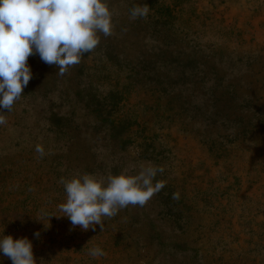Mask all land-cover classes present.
<instances>
[{"label":"rangeland","instance_id":"obj_1","mask_svg":"<svg viewBox=\"0 0 264 264\" xmlns=\"http://www.w3.org/2000/svg\"><path fill=\"white\" fill-rule=\"evenodd\" d=\"M108 3L113 35L101 34L95 51L63 76L38 54L30 56L32 79L3 112L0 238L27 237L37 264H264V128L254 140L264 122V0ZM143 4L150 8L147 18L130 20L129 9ZM196 61L203 62V74H195L194 67L201 69ZM151 82L158 110L156 96L146 91ZM224 91L239 96L232 106L244 117L240 128L249 121L242 142L237 123L227 120L229 110L222 111ZM182 103L186 122L195 121L186 123L188 134L167 114ZM207 130L208 141H201ZM37 144L44 147L42 158ZM210 145L219 151H209ZM146 162L164 167L156 180L166 181L165 189L185 184L198 222L190 231L170 218L163 189L144 207L122 209L121 225L117 215L105 219L103 231L99 225L72 229L67 217H56L66 200L61 177L135 172ZM183 240L199 252L184 251ZM94 246L106 255L90 257ZM0 264L12 261L0 253Z\"/></svg>","mask_w":264,"mask_h":264},{"label":"clouds","instance_id":"obj_2","mask_svg":"<svg viewBox=\"0 0 264 264\" xmlns=\"http://www.w3.org/2000/svg\"><path fill=\"white\" fill-rule=\"evenodd\" d=\"M149 12L147 4L134 5L129 9V19H146ZM114 15L108 0H0V125L7 123L3 112L12 110L32 79L30 56L38 54L63 76L85 54L95 51L101 34L105 38L113 35ZM35 150L41 158L45 155L42 145L37 144ZM164 171L163 166L146 162L135 172L126 168L119 174L86 172L61 177L59 183L66 200L57 206L61 215L56 217H67L72 229L78 226L83 231H95L99 225L103 231L105 219L129 206L144 207L158 194L166 181L156 177ZM179 198L178 191L172 194L173 200ZM34 235L39 238L40 233ZM0 253L12 264H37L27 237L4 235L0 238ZM88 255L96 259L106 252L94 246Z\"/></svg>","mask_w":264,"mask_h":264},{"label":"trees","instance_id":"obj_3","mask_svg":"<svg viewBox=\"0 0 264 264\" xmlns=\"http://www.w3.org/2000/svg\"><path fill=\"white\" fill-rule=\"evenodd\" d=\"M196 64H197V66H198V68H201L200 69V71H198L199 69H197V67L195 68L194 67V72H195V74H198V72H202V74L204 73L203 72V69H202V65H203V62L201 61V62H199V61H196ZM152 84H154V83H149V87L146 89V91H149L150 90V95L151 96H156V94L158 93V92H156V90L154 89V87H151L152 86ZM256 88V87H255ZM254 87H253V89H255ZM256 91V95H257V90H255ZM263 91H264V88H263ZM226 93V97H225V101H228V104H227V102H225L226 104H222V111L224 110V108L226 107V112H225V115L224 116H226V114H227V111L229 110V117L230 116H234V118L235 119H229V117H227V120H230V121H232V122H234V123H237V125H238V128H237V130L235 129L234 130V133L237 135V134H239V136H240V141L242 142V141H244V139H245V132H249V131H251L249 128H248V124H249V121L247 120V121H245V123H244V125L240 128V126H239V124H240V122L238 121V120H240L241 118H244V117H239L238 115H236L235 113H234V106H232V103H233V101H234V99H238L239 98V96H238V94H237V92H235V91H230V94L232 95L231 97H229L228 95V93L227 92H223L222 93V95H224ZM180 95H181V93H176V94H172V96H173V98H176V100H178L177 98H179L180 97ZM252 96L254 97L255 95H254V93H252ZM230 98V99H229ZM255 98V102H257V100H258V98L255 96L254 97ZM215 101L217 102H219L220 101V98H218V97H216V99H215ZM154 102H156V106H152L153 108H155L156 110H158L159 108L157 107V106H159V103H158V99H157V96H156V98H155V100H154ZM176 106V109H173V111H174V114L171 112H169V113H167L168 114V118L170 119V123H177L178 125V130L179 131H182V132H184V133H186V134H188L189 132H190V129H189V127H188V125L186 124V123H191V122H193V120L192 121H190V122H186V118H187V115H186V110L185 109H183V103L181 104V105H178V104H176L175 105ZM256 108H260L259 106H255ZM151 108V107H150ZM150 108H149V110H150ZM173 108V107H172ZM213 108H215V114L216 115H219L220 113V111H221V107L219 106V105H217V104H215L214 105V107ZM172 110V109H171ZM262 114H264V111H263V113ZM161 115H164L165 116V114H164V111H162L161 112ZM173 116V117H172ZM166 118H167V116H165ZM225 118V117H224ZM225 120V119H224ZM146 124H148V121H144ZM194 124H195V121L193 122ZM264 128V122L263 123H261V126L260 127H256V131H254V134L256 135V137L254 138V140H256V142H258L259 141V136H261V134H262V129ZM246 130V131H245ZM123 134L124 133H122V131H120V133H119V135H118V138L120 139V141L119 142H121L122 144H124L125 143V140H126V138H124V136H123ZM202 134V133H201ZM209 134H210V132L207 130V131H205L204 133H203V137L202 136H200L201 137V141H202V138H203V140H205V141H208V138H209ZM211 135V134H210ZM218 136V135H217ZM221 144V143H220ZM239 144L240 143H236L235 145L236 146H239ZM219 148L220 147H218V148H216L214 151H213V148H212V145H210L209 146V151H211V152H218L219 151ZM223 157V156H222ZM221 157V158H222ZM207 173H208V171H207V168L205 167L204 168V175H207ZM168 186H172V189H170V188H163V190L165 191V192H167L166 194H167V196H168V200H169V202H167V203H165V206H166V208L168 209V214H169V216H170V218L171 217H173V221L176 223V224H178V223H180V222H182L183 223V225L186 227L187 226V228H185V231H190V227L191 226H193V227H195L196 225H195V223L196 224H198V222H197V220L196 219H193V216H194V211H193V208L191 207V205L189 204V202H187L186 201V198H187V195L185 194V192H186V190L187 189H185V184H181V187H179L178 188V186L179 185H177V183L175 184V185H170V184H168ZM162 191V190H161ZM160 191V192H161ZM179 192L180 193V198H179V200H173V201H171V197H172V194L174 193V192ZM186 201V202H185ZM119 214L120 213H118L117 214V216L119 217ZM117 217V221L116 222H119L120 223V225L122 224V221L120 220V217L118 218ZM199 221V220H198ZM192 222V223H191ZM200 222V221H199ZM122 227V226H121ZM120 227V228H121ZM117 230H119V229H117ZM127 233L125 232L123 235H117L116 236V239L117 240H122V239H125V237L124 236H128V235H126ZM164 242V241H163ZM181 245H183V247H184V251H188V250H191V251H196V252H199V247H196V246H194V245H191L190 243H189V241H186V240H183L182 241V243H180ZM125 246H131V242L129 243V240H128V242L126 241L125 242Z\"/></svg>","mask_w":264,"mask_h":264}]
</instances>
